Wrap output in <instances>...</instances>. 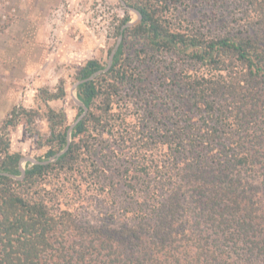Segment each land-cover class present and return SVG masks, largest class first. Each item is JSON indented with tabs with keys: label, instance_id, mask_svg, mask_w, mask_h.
Instances as JSON below:
<instances>
[{
	"label": "trees",
	"instance_id": "1",
	"mask_svg": "<svg viewBox=\"0 0 264 264\" xmlns=\"http://www.w3.org/2000/svg\"><path fill=\"white\" fill-rule=\"evenodd\" d=\"M166 1H126L142 18L121 32L130 20L124 16L116 33L143 41L153 52L176 50L193 63L210 65V75L177 79L204 114L201 122L188 120L176 131L170 146L174 166L161 163L140 208L123 210L131 219L111 225L78 224L71 210L50 207L42 194L30 192L49 173L58 176L78 169L82 146L91 148L79 137L105 126L101 117L112 108L119 86L131 78L122 40L109 70L77 86V97L88 112L74 126L69 147L56 161L27 162L23 178L9 176L21 174L22 157L9 150V128L24 123L25 131L35 134L30 124L36 112L14 106L3 119L0 264H264V192L255 190L251 180L258 178L264 185V32L205 38L174 30L157 6L159 2L165 7ZM255 4L262 22L264 0ZM101 68L96 59H89L79 79ZM104 74L111 77L106 88L101 84ZM44 91L46 100L66 93L62 82L56 92ZM98 98L101 110L96 117ZM47 121L45 156L50 157L65 146L69 125L62 110L49 109ZM202 149L217 163L210 172L202 168Z\"/></svg>",
	"mask_w": 264,
	"mask_h": 264
},
{
	"label": "rangeland",
	"instance_id": "2",
	"mask_svg": "<svg viewBox=\"0 0 264 264\" xmlns=\"http://www.w3.org/2000/svg\"><path fill=\"white\" fill-rule=\"evenodd\" d=\"M255 1L167 0L165 7L159 2L157 6L174 30L217 38L264 32ZM126 15L130 20L136 17L121 0H0V125L14 106L36 112L30 124L35 134L26 132L24 123L9 128L10 152L48 158V110L64 111L68 125L78 117L82 110L70 95L71 87L89 59L106 66L119 35L116 28ZM122 40L131 78L119 86L112 108L101 117L105 126L79 137L91 148L82 146L78 169L61 171L58 176L49 173L30 189L42 194L50 207L71 210L81 225L131 219L123 210L140 208L142 196L159 173L158 166L167 161L174 166L170 146L178 128L188 120L199 123L203 119V111L192 104L177 79L187 74L210 75V65L193 63L176 50L153 52L129 36ZM110 78L102 75L103 88ZM60 82L65 95L46 100L44 90L56 92ZM100 105L98 98L93 108L96 117ZM199 154L203 155L202 168L214 170L213 156H207L205 149ZM251 180L258 187L255 190L263 193L259 179Z\"/></svg>",
	"mask_w": 264,
	"mask_h": 264
},
{
	"label": "water",
	"instance_id": "3",
	"mask_svg": "<svg viewBox=\"0 0 264 264\" xmlns=\"http://www.w3.org/2000/svg\"><path fill=\"white\" fill-rule=\"evenodd\" d=\"M121 3L123 4L124 7L126 8H129L131 11H133L136 15V17L133 19V20H129L128 22L124 23L121 27H120V31L122 32L124 30V28L128 27V26H132V25H135L137 24L138 22L141 21V14L137 11V9L133 8V7H129L125 2H123L121 0ZM121 40H122V34L120 33L118 35V38L116 40V43L114 44L110 54H109V57H108V61H107V64L104 68H101L100 70H97L95 71L94 73H92L90 76L86 77V78H80L78 79L76 82H74V84L72 85L71 87V90H70V95L73 99V101L82 108V112L78 115V117L71 123L69 124L68 126V129H67V132H66V144L65 146L60 149L59 151H57L54 155L48 157L47 159H44V160H38L36 158H33V157H30V156H22L20 158V161H19V169H20V172L21 174L19 175H14V174H8V173H5V174H8L9 176L15 178V179H21L23 178L24 174H25V168L22 166L23 163H26V162H30L32 164H46V163H51V162H54L56 161V159L61 155L63 154L67 148L69 147L70 143H71V140H72V130L74 128V126L83 118V116L85 115V113L87 112V106L77 97V94H76V90H77V86L85 81H88V80H91L93 78H95L97 75L103 73V72H106L107 70H109V68L111 67L112 65V62H113V57L121 43Z\"/></svg>",
	"mask_w": 264,
	"mask_h": 264
}]
</instances>
